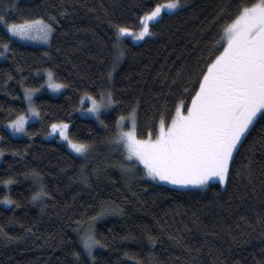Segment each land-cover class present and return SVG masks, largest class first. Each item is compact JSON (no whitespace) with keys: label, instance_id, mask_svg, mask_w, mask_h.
<instances>
[{"label":"trees","instance_id":"1","mask_svg":"<svg viewBox=\"0 0 264 264\" xmlns=\"http://www.w3.org/2000/svg\"><path fill=\"white\" fill-rule=\"evenodd\" d=\"M6 2L15 5L9 22L44 17L55 31L48 46L12 39L0 61V264H264V121L257 120L234 153L230 179L203 189L157 183L138 165L126 174L123 152L112 143L117 116L136 107L143 135L211 62L207 56L221 34L213 19L231 0H181L183 7L153 22V36L125 39L126 55L107 82L112 25L134 26L165 0ZM0 36H10L2 24ZM44 69L66 87L58 96H34L39 119L23 137H13L4 124L26 111L23 89L42 87ZM106 88L117 104L101 116L104 124L80 116L82 96ZM59 121L69 124L73 141L90 145L86 156L47 138ZM41 185L48 196L34 203ZM6 196L13 203H4ZM107 209L118 211L95 220L101 244L89 256L77 222Z\"/></svg>","mask_w":264,"mask_h":264},{"label":"snow or ice","instance_id":"2","mask_svg":"<svg viewBox=\"0 0 264 264\" xmlns=\"http://www.w3.org/2000/svg\"><path fill=\"white\" fill-rule=\"evenodd\" d=\"M181 7V0H165L139 15L134 26L113 24L111 60L107 62L110 70L106 73V82L111 80L126 55L125 39L141 41L153 36L152 22L158 23L165 9L172 13ZM10 8L15 9V5L0 0V24L5 25L10 33L8 37L0 36L3 49L0 57H6L11 51L13 37L49 41L55 31L52 23L44 17L22 23L9 22ZM213 26H219L221 34L207 56L211 62L200 68L195 80L186 82L174 103H166L159 110L158 121L154 118L141 135L136 107L127 115L115 118L116 131L112 138L115 148L125 153L128 161L142 164L153 180L200 188L209 187L213 181L225 184L230 179L234 153L243 146L257 120L264 121V0H231L228 8L221 9L214 17ZM48 78L50 88L59 90L66 87L53 82L54 74L50 70ZM34 91L25 88L24 98L28 101L31 115L38 117L40 113L32 99ZM89 98L91 108L88 111L104 124L101 119L103 111L117 104L112 91L102 89ZM27 120V116L20 115L10 120L9 126L14 133H23L26 132ZM126 121L130 122V127H125ZM68 129L66 122L51 124L52 133L59 130L58 135L74 152L86 156L90 145L73 141ZM120 167L129 175L135 171L134 163H121ZM33 177L38 179V174L34 173ZM82 179L86 181L87 177ZM11 182L4 181L6 185ZM46 196L48 192L41 185L33 193L32 201L42 203ZM4 203L13 201L6 196ZM110 211L118 209L102 210L87 221L77 222L84 225L82 229L78 227L77 232L82 250L89 256L101 244L95 220ZM0 232H3V226H0ZM74 255L79 256L80 253Z\"/></svg>","mask_w":264,"mask_h":264},{"label":"rangeland","instance_id":"3","mask_svg":"<svg viewBox=\"0 0 264 264\" xmlns=\"http://www.w3.org/2000/svg\"><path fill=\"white\" fill-rule=\"evenodd\" d=\"M163 3H164V2H163ZM181 4H182V7H183V6H184V3L181 2ZM176 11H177V10H176ZM174 12H175V11H174ZM164 13H169V12H168L167 9H165V10H164ZM172 13H173V12H172ZM162 14H163V13H162ZM21 23H22V22H21ZM152 23H153V22H152ZM2 26H3V28L6 30L5 25L2 24ZM8 34L10 35V33H8ZM146 38H147V37H146ZM146 38H145V39H146ZM12 39L15 40V41H17V42H20V43H22V44H27V45L48 46L49 43H50V39H51V37H50V39H49L48 42H45V41L40 40V39H35V40H33V39H24V40H21V39L18 38V37H13ZM127 39L130 40L131 42H135V43L140 42V41H133L131 38H127ZM141 41H142V40H141ZM2 50H3L2 47H0V51H2ZM4 59H5V57H0V61H2V60H4ZM48 72H49L48 69H44V70H41V71L39 72V73H41V74L44 75V84H43L42 87H40V88H38V89H34L35 91L33 92V97H32V99L34 98V96L40 94V93L43 92V91H46V92H47L49 95H51V96H58V95L62 92V90L64 89V87H63V88H61V89H59V90H54L53 88H50V87H49ZM53 82H54V83H57L55 80H54ZM24 90H25V88L23 89V96H24ZM89 97H90V96H88V95H83V96H82V98H81V104H80V107L78 108L77 112H78V114H79L80 116L85 117V118L92 119V120H94L97 124H99L100 121L96 119L95 115L92 114L90 111H88V110L91 108V100H90ZM24 102H25V106H26V111H25L24 113L20 114V115H24V116H27V117H28V120H27V122L25 123V128H26V126H27L28 123L37 121V120L39 119V116H38V117H33V116L31 115L30 111L28 110V101H27L25 98H24ZM110 110H111V108H110V109H106V110H104V111H103V114H106V113H107L108 111H110ZM103 114H102V115H103ZM20 115H19V116H20ZM15 119H16V118H15ZM60 122H64V121H59V122H54V123H60ZM66 123H67V122H66ZM68 125H69V124H68ZM125 127H126V128H127V127H130V122L126 121V122H125ZM4 128H6V129L9 131V133H10L13 137H16V138H18V137H23V136L25 135V132H23V133H14V132L12 131L11 127L9 126V122H6V123L4 124ZM58 131H59V130H57V132H55V133H52L51 125H50V127H49V132L47 133V138H49V139H56V140H58V141L64 143L65 146L68 148L69 151H71V152H72L73 154H75V155H79V156H81V154L74 152V150L71 149V147L69 146V144H68V143H67L62 137H60V136L58 135ZM49 133H51V135H49ZM123 155H124L125 161H126L127 163H134L135 165H138V166L142 167L143 170H144V166H143L142 164H140V163H138V162H135L134 160H133V161H128V160H127V156H126V154L123 153ZM1 159H2V155H0V162H1ZM144 173H145V177H146L147 179L152 180V181H155V182L160 183V184H164V185H167V186L173 187V188H178V189H188V188L192 189V188H199V189H203V188H200V187H198V186H191V185H190V186H180V185H173V184H171V183H167V182H163V181H159V180H153L150 176H148V175L146 174L145 170H144ZM213 182H218V181H213ZM218 183H219V182H218ZM223 185H224V184H223Z\"/></svg>","mask_w":264,"mask_h":264}]
</instances>
